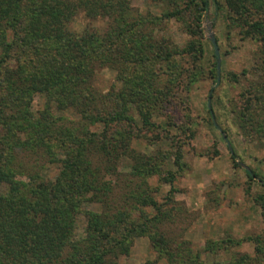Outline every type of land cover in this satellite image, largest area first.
Returning a JSON list of instances; mask_svg holds the SVG:
<instances>
[{"label":"rangeland","instance_id":"rangeland-1","mask_svg":"<svg viewBox=\"0 0 264 264\" xmlns=\"http://www.w3.org/2000/svg\"><path fill=\"white\" fill-rule=\"evenodd\" d=\"M126 1L132 8L130 18L140 23L139 36L148 45L149 66L142 76V68L128 59L129 54L136 59L138 53L130 51L120 54L127 62L93 72L87 83L89 97L100 104L102 96L112 93L121 115L113 123L116 126L87 124V131L115 148L112 159L118 166L113 177L119 188L105 204L107 209H126L121 183L132 179L140 192L177 212L162 225L172 241L167 254L153 249L147 237H139L119 264H264V43L244 37L234 15L226 10L217 14L211 6L201 16L197 0ZM218 1L224 5V0ZM72 17L65 25L69 41L86 28L101 33L107 28V20L91 19L80 8ZM210 36L219 51L218 84ZM128 38L134 39L132 34ZM53 50L59 63L75 58L67 46ZM230 74L237 80H229ZM148 87L152 96L160 97L151 101V107L146 104ZM168 93L174 97L169 108L161 99ZM72 109L55 100L48 103L39 94L29 108L38 120L48 110L58 125L61 116L79 120ZM76 124L65 121L67 127ZM130 149L140 155L135 177L131 160L123 157ZM245 170L258 179L248 178ZM58 171L57 165L44 163L40 175L53 180ZM80 205L77 238L84 235V213L101 209L87 200ZM133 215L137 217L138 211Z\"/></svg>","mask_w":264,"mask_h":264},{"label":"trees","instance_id":"trees-1","mask_svg":"<svg viewBox=\"0 0 264 264\" xmlns=\"http://www.w3.org/2000/svg\"><path fill=\"white\" fill-rule=\"evenodd\" d=\"M196 6L201 16L211 6L217 14L226 10L234 15L244 37L264 43V0H224V5L197 0ZM79 8L91 19L107 20L106 30L86 28L69 41L65 25ZM131 9L126 0H0V264H119L139 237H147L161 254L169 251L172 241L162 225L177 209L160 206L132 179L121 183L126 209H107L105 204L119 188L113 177L118 166L112 159L115 148L100 142L99 134L89 133L86 126L101 123L110 128L121 115L112 93L102 96L100 104L89 97L87 83L95 70L129 59L146 75L151 55L145 52V38L139 36L140 23L130 18ZM129 34L134 39L129 41ZM66 46L75 58L59 63L53 49L59 52ZM130 51L138 53L136 59L132 54L121 58V52ZM228 78L235 81L236 76ZM148 89L146 104L151 107V101L160 97ZM35 94L64 108L69 104L79 120L61 116L58 125L48 110L42 119H33L29 108ZM163 97L169 108L173 95ZM65 121L77 124L67 127ZM116 136L121 142L120 133ZM135 153L131 149L123 153L133 164L132 176L140 172L134 168L140 156ZM41 161L57 165L53 180L41 177ZM245 174L258 179L250 170ZM84 200L101 209L84 213V235L77 238L76 217ZM261 207L264 210V198Z\"/></svg>","mask_w":264,"mask_h":264},{"label":"water","instance_id":"water-1","mask_svg":"<svg viewBox=\"0 0 264 264\" xmlns=\"http://www.w3.org/2000/svg\"><path fill=\"white\" fill-rule=\"evenodd\" d=\"M210 42H211V44L213 46V49H214V56L217 59V62H216V69H217L216 83L218 84L219 75H220L219 51H218V46H217L216 40H215V38L213 36H210ZM207 108H208V110H210V98H209V100L207 102Z\"/></svg>","mask_w":264,"mask_h":264}]
</instances>
